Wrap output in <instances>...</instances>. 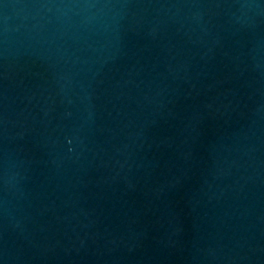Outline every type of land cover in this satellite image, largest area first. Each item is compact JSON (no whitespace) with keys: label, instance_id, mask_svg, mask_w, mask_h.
Here are the masks:
<instances>
[{"label":"water","instance_id":"1","mask_svg":"<svg viewBox=\"0 0 264 264\" xmlns=\"http://www.w3.org/2000/svg\"><path fill=\"white\" fill-rule=\"evenodd\" d=\"M0 264H264V0H0Z\"/></svg>","mask_w":264,"mask_h":264}]
</instances>
